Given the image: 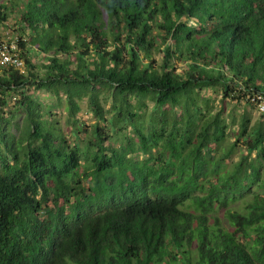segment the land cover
<instances>
[{"label": "trees", "instance_id": "1", "mask_svg": "<svg viewBox=\"0 0 264 264\" xmlns=\"http://www.w3.org/2000/svg\"><path fill=\"white\" fill-rule=\"evenodd\" d=\"M0 28V264H264V114L206 93L264 95V0H0Z\"/></svg>", "mask_w": 264, "mask_h": 264}, {"label": "rangeland", "instance_id": "2", "mask_svg": "<svg viewBox=\"0 0 264 264\" xmlns=\"http://www.w3.org/2000/svg\"><path fill=\"white\" fill-rule=\"evenodd\" d=\"M13 15H11L12 17ZM6 28H0V36L3 38V40L5 38H8L9 34ZM156 58H159V55H155ZM31 95L36 98L37 100H39L40 102L44 103L45 106H47L48 109L52 110L53 112H57L60 118L61 123L63 124V127H66L65 125V119H66V110L64 108V106H60V107H55L53 104L55 103V100L51 97L48 96V94L46 92L43 91H39V90H32ZM207 94H209V96L211 97V99L213 100V105L215 106V108H220V106H224V111H225V116L228 122H231V120L234 118V120L236 122L239 121L240 116L243 113H247L248 115H250L252 122L254 120H256L257 118L260 117L261 113L258 112L257 106L255 103L250 104L247 102H236L233 100H229L227 99L224 102H221L220 100V95H217L215 93H210V92H206ZM110 101H107L105 104V107L108 108L110 106ZM81 106L82 109L79 113L80 116V120L84 122V124L87 125H91L93 124L96 120L93 117V115L87 111L85 102L82 101L81 102ZM20 118V116H19ZM261 118V117H260ZM67 128V127H66ZM235 126H231L230 127V131L231 129H234ZM231 142V140L229 141ZM228 139L226 141H224L221 145V148H223L224 146H228L229 145ZM245 152V149L243 148V146L239 143L235 149H234V155H233V160H237L239 158V156L241 154H243ZM227 165L230 167L231 166V161H227ZM261 193L264 194V188L263 189H258ZM252 197L251 193L246 194L242 199L233 202L229 205L230 208L235 209V210H242L245 207V204L248 200H250V198ZM218 215L220 216V218L223 220V222H225V218L223 216L222 213H218ZM72 264V263H70Z\"/></svg>", "mask_w": 264, "mask_h": 264}, {"label": "built area", "instance_id": "3", "mask_svg": "<svg viewBox=\"0 0 264 264\" xmlns=\"http://www.w3.org/2000/svg\"><path fill=\"white\" fill-rule=\"evenodd\" d=\"M13 66L21 72L24 71V62L19 55L16 42L12 38L0 40V66ZM258 112L264 114V95L259 94L253 98Z\"/></svg>", "mask_w": 264, "mask_h": 264}]
</instances>
